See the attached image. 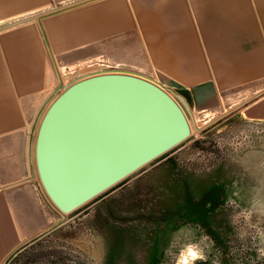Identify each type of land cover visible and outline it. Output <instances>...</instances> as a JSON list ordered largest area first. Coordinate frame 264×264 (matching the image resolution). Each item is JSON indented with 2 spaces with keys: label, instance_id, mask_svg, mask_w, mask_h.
<instances>
[{
  "label": "rangeland",
  "instance_id": "rangeland-1",
  "mask_svg": "<svg viewBox=\"0 0 264 264\" xmlns=\"http://www.w3.org/2000/svg\"><path fill=\"white\" fill-rule=\"evenodd\" d=\"M37 14H29L33 17L24 24L35 29L30 35L34 43L43 42ZM54 19L44 23L51 36L58 25ZM59 24L62 50H54V64L47 49L39 55L45 57L42 70L46 67L50 74V88L63 83L59 74L56 80L57 70L63 78L69 73L65 79L69 82L99 69L125 68L102 50L100 41L68 49L74 44L68 39L70 28L63 20ZM2 58L0 53V64ZM150 69L146 76L159 78V72ZM159 83L189 102L193 116L189 138L69 214L62 216L39 188L48 214L46 228L18 243L2 264L264 262V121L244 116L241 104L250 100V92L221 89L211 107L201 109L193 90L179 83ZM208 201L211 210L206 208ZM150 234L155 239L150 240Z\"/></svg>",
  "mask_w": 264,
  "mask_h": 264
},
{
  "label": "crops",
  "instance_id": "crops-1",
  "mask_svg": "<svg viewBox=\"0 0 264 264\" xmlns=\"http://www.w3.org/2000/svg\"><path fill=\"white\" fill-rule=\"evenodd\" d=\"M75 1L0 0V25L30 17L29 22V14L38 12L43 41H31L35 29L25 28V21L0 27V66L6 67L0 68V264L18 243L46 228L33 140L56 85L50 88L39 55L47 49L54 64V50H62V20L74 42L68 49L100 41L123 69L151 75V67L159 72L154 80L193 90L201 109L211 107L221 89L249 91L244 116L264 121V0H87L53 11ZM50 7L53 12L41 15ZM50 18L58 21L54 36L44 24ZM84 34L87 40H79ZM55 73L57 82L61 76L67 83L69 73Z\"/></svg>",
  "mask_w": 264,
  "mask_h": 264
},
{
  "label": "water",
  "instance_id": "water-1",
  "mask_svg": "<svg viewBox=\"0 0 264 264\" xmlns=\"http://www.w3.org/2000/svg\"><path fill=\"white\" fill-rule=\"evenodd\" d=\"M192 121L181 93L140 73L97 71L59 84L34 133L41 190L62 216L69 214L188 139Z\"/></svg>",
  "mask_w": 264,
  "mask_h": 264
},
{
  "label": "bare ground",
  "instance_id": "bare-ground-1",
  "mask_svg": "<svg viewBox=\"0 0 264 264\" xmlns=\"http://www.w3.org/2000/svg\"><path fill=\"white\" fill-rule=\"evenodd\" d=\"M114 70H121V69H114ZM98 71H108V69L106 70H98ZM93 72H97V71H93ZM93 72H89V73H85V74H82V75H80V76H77V77H75L74 79H76V78H78V77H81V76H83V75H86V74H90V73H93ZM74 79H71V80H74ZM68 83V82H67ZM63 84V83H62ZM66 84V83H65ZM64 85V84H63ZM203 125V124H202Z\"/></svg>",
  "mask_w": 264,
  "mask_h": 264
},
{
  "label": "flooded vegetation",
  "instance_id": "flooded-vegetation-1",
  "mask_svg": "<svg viewBox=\"0 0 264 264\" xmlns=\"http://www.w3.org/2000/svg\"><path fill=\"white\" fill-rule=\"evenodd\" d=\"M212 206H213L212 202H211V201H208V202H207V205H206V208L209 209V210H211V209H212V208H211ZM220 208H221V207H220ZM262 264H264V262H262Z\"/></svg>",
  "mask_w": 264,
  "mask_h": 264
},
{
  "label": "built area",
  "instance_id": "built-area-1",
  "mask_svg": "<svg viewBox=\"0 0 264 264\" xmlns=\"http://www.w3.org/2000/svg\"><path fill=\"white\" fill-rule=\"evenodd\" d=\"M121 70H125V69H121Z\"/></svg>",
  "mask_w": 264,
  "mask_h": 264
}]
</instances>
